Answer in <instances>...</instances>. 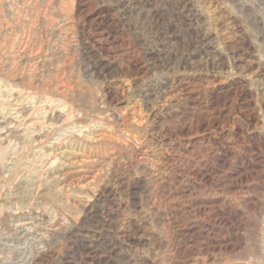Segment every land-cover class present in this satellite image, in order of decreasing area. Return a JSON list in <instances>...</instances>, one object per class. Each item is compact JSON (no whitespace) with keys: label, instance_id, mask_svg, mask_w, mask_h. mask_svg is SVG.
<instances>
[{"label":"rangeland","instance_id":"1","mask_svg":"<svg viewBox=\"0 0 264 264\" xmlns=\"http://www.w3.org/2000/svg\"><path fill=\"white\" fill-rule=\"evenodd\" d=\"M3 151L0 264H264V0H0Z\"/></svg>","mask_w":264,"mask_h":264},{"label":"bare ground","instance_id":"2","mask_svg":"<svg viewBox=\"0 0 264 264\" xmlns=\"http://www.w3.org/2000/svg\"><path fill=\"white\" fill-rule=\"evenodd\" d=\"M46 113H47V112H46ZM44 114H45V113H44ZM60 116H61V114H58V117H60ZM17 118H18V117H17ZM50 118H51V117H50ZM31 130H32V129H31ZM4 134H5L4 139H5V140H8L7 138L10 136V135H9V130L6 129V130L4 131ZM29 134H33V131H30ZM32 142H34V141H32ZM49 142H50V141H49ZM50 145H52V144H50ZM50 145H48V150H49V151H51V149H52V147H53V146H50ZM54 148H55V147H54ZM5 150H6V148H5ZM52 151H53V150H52ZM4 152H5V151L2 152L0 158H3V154H4ZM5 153H6V152H5ZM8 158H10V157H8ZM3 159H4V158H3ZM6 164H7V163H6ZM10 164H11V163H10ZM8 172H9V171H8Z\"/></svg>","mask_w":264,"mask_h":264}]
</instances>
